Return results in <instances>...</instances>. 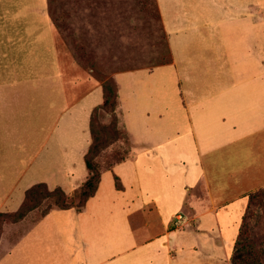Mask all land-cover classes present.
<instances>
[{
	"label": "crops",
	"instance_id": "crops-1",
	"mask_svg": "<svg viewBox=\"0 0 264 264\" xmlns=\"http://www.w3.org/2000/svg\"><path fill=\"white\" fill-rule=\"evenodd\" d=\"M154 5L169 62L110 77L127 157L79 209L3 225L0 264H229L246 196L264 186V0ZM101 101L45 0H0V213L34 184L84 182Z\"/></svg>",
	"mask_w": 264,
	"mask_h": 264
},
{
	"label": "rangeland",
	"instance_id": "rangeland-1",
	"mask_svg": "<svg viewBox=\"0 0 264 264\" xmlns=\"http://www.w3.org/2000/svg\"><path fill=\"white\" fill-rule=\"evenodd\" d=\"M52 7L64 26L55 31L57 47L77 69L100 83L114 73L151 67L169 58L154 0H54ZM161 92L167 96L170 107L175 94L170 79ZM95 121L106 126L110 115L99 111ZM129 149L130 143L122 133L98 153L93 163L99 172L107 170L118 158H126ZM65 195L71 207L80 208L75 191ZM48 204L49 201H42L28 213L25 216H30L28 222L38 219ZM10 224L11 219L0 217V233L3 225ZM262 231L264 219L252 227L251 233L255 237L252 241L257 243Z\"/></svg>",
	"mask_w": 264,
	"mask_h": 264
},
{
	"label": "trees",
	"instance_id": "trees-1",
	"mask_svg": "<svg viewBox=\"0 0 264 264\" xmlns=\"http://www.w3.org/2000/svg\"><path fill=\"white\" fill-rule=\"evenodd\" d=\"M45 2L48 8L47 15L54 30H62L64 26L59 23L56 9L52 7L54 0H45ZM68 47L72 51V45L69 44ZM169 60L170 59L168 58L167 61L160 62L156 65L168 63ZM100 86L102 92L101 104L90 112L88 120L90 144L83 155V164L87 172V177L84 182L74 190L78 195V207H81L84 202L93 195L99 180L100 172L96 169L93 163L94 158L100 151L110 145L119 136H122L123 133L118 128L117 118L115 116L116 94L114 83L110 78H106L105 80H101ZM99 111H103L110 115V121L106 126L98 124L95 121ZM123 159L124 158L120 157L114 163H118ZM111 166L112 165H110V167ZM114 182L116 189H118L119 185L116 182V178H114ZM42 201H49V204L41 212L39 218L43 217L51 209L65 210L71 207L62 190L59 188L48 190L45 184L37 183L24 191L22 202L16 211L12 213H0V217H7L11 219V223H16L22 220ZM263 208L264 188L247 196V203L240 219L237 234L233 241L229 264H264V232L262 231V235L258 238L257 243L252 241L255 237L251 233L252 227L257 223L261 224L264 219ZM251 222H253L252 225L250 224Z\"/></svg>",
	"mask_w": 264,
	"mask_h": 264
}]
</instances>
